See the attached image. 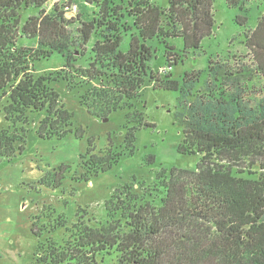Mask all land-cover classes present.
I'll return each mask as SVG.
<instances>
[{
    "label": "trees",
    "instance_id": "trees-1",
    "mask_svg": "<svg viewBox=\"0 0 264 264\" xmlns=\"http://www.w3.org/2000/svg\"><path fill=\"white\" fill-rule=\"evenodd\" d=\"M50 1L0 0V97L6 99V119L27 125L29 112H44L38 135L64 138L73 131L72 115L51 87L63 80L70 89L85 88L80 101L94 117L127 111L123 143L132 154L136 131L150 126L136 108L150 80L154 88L178 92L175 118L183 131L178 151L201 158L195 171L170 170L160 207L138 202L130 186L117 189L106 207L111 221L94 229L73 226L64 246L49 245L31 264H264V94L248 93L255 76L264 80V11L245 40L252 65L214 57L202 82V71L186 72L178 82L169 72L161 77L150 70L154 52L147 42L164 44L170 69L178 54L173 59L167 52L173 50L167 39L182 38L185 50L199 48L212 32L216 0H166L164 7L152 0H87L98 7L88 22L66 17L71 0L46 11ZM224 1L242 10L246 0ZM27 9L36 14L21 22ZM246 22L240 17L241 25ZM132 28L137 36L122 52L120 42ZM20 38L33 39L34 46L20 45ZM53 53L64 65L36 77L35 62ZM86 53L87 64L81 66L78 60ZM18 133L0 134L1 156L13 155L16 141L23 144L24 129ZM93 152L90 144L82 155L86 176L109 170L121 156L111 146ZM241 164L257 165V171H236Z\"/></svg>",
    "mask_w": 264,
    "mask_h": 264
},
{
    "label": "rangeland",
    "instance_id": "rangeland-1",
    "mask_svg": "<svg viewBox=\"0 0 264 264\" xmlns=\"http://www.w3.org/2000/svg\"><path fill=\"white\" fill-rule=\"evenodd\" d=\"M152 1L161 7L166 5V0ZM55 2L62 4L68 0L50 1L45 6L46 11H50ZM65 10L67 18L76 17L83 22L91 21L98 14L97 5L87 0H71ZM263 11L262 0H246L242 10L228 7L224 0H216L211 8L212 32L201 39L199 48L185 50L182 38L167 39L173 48L167 52L174 54L173 59L178 54L177 63L170 69L167 68L164 44L157 39L147 42L154 52L150 70L161 77L169 72V79L178 82H182L186 72L202 71V82L210 58L252 65V55L245 40ZM35 14L33 9L22 10L21 22ZM240 17L247 18L245 25L239 23ZM133 34L137 36L134 28L126 31L120 51L127 52ZM34 42L33 39H19L20 45L34 46ZM92 43L91 40L88 49ZM88 57L89 53L84 54L78 63L85 66ZM64 63L61 55L53 53L35 62L33 74L37 77L54 73ZM163 68L167 71L159 73ZM51 87L72 115L73 131L62 139L38 135L44 112H29L27 125L8 121L4 112L6 99L0 97V134L11 136L19 132L20 135L22 129L25 132L23 144L14 143L13 155H0V264H31L49 245L64 246L73 226L80 224L94 229L111 221L106 207L111 206V195L124 186H130L131 194L138 202L160 207L165 195L162 184L169 179L170 170L195 171L201 158L198 153L181 154L178 151L183 131L175 118L179 95L175 90L154 88L150 80L145 82L136 108L150 126L136 131L134 151L130 154L123 143L126 110L113 112L104 121L90 115L81 104L80 97L85 88L70 89L63 80L51 83ZM248 88L249 94L260 97L264 94V80L255 76ZM78 130L81 136L76 133ZM90 144L94 154L111 146L121 152V156L109 170L86 176L82 155ZM235 170L255 172L257 165L241 164ZM163 175L165 177H161ZM121 200L128 206L125 196L121 195ZM118 217L117 213L114 219Z\"/></svg>",
    "mask_w": 264,
    "mask_h": 264
},
{
    "label": "built area",
    "instance_id": "built-area-1",
    "mask_svg": "<svg viewBox=\"0 0 264 264\" xmlns=\"http://www.w3.org/2000/svg\"><path fill=\"white\" fill-rule=\"evenodd\" d=\"M167 68H163V70H161V72H159V73H165L167 70H166Z\"/></svg>",
    "mask_w": 264,
    "mask_h": 264
},
{
    "label": "water",
    "instance_id": "water-1",
    "mask_svg": "<svg viewBox=\"0 0 264 264\" xmlns=\"http://www.w3.org/2000/svg\"><path fill=\"white\" fill-rule=\"evenodd\" d=\"M104 121H106V119Z\"/></svg>",
    "mask_w": 264,
    "mask_h": 264
}]
</instances>
